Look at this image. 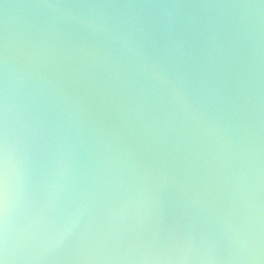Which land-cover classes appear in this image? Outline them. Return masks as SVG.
<instances>
[{"label":"water","instance_id":"water-1","mask_svg":"<svg viewBox=\"0 0 264 264\" xmlns=\"http://www.w3.org/2000/svg\"><path fill=\"white\" fill-rule=\"evenodd\" d=\"M6 264H264V0H0Z\"/></svg>","mask_w":264,"mask_h":264},{"label":"snow or ice","instance_id":"snow-or-ice-1","mask_svg":"<svg viewBox=\"0 0 264 264\" xmlns=\"http://www.w3.org/2000/svg\"><path fill=\"white\" fill-rule=\"evenodd\" d=\"M0 264H4V259L0 258Z\"/></svg>","mask_w":264,"mask_h":264},{"label":"clouds","instance_id":"clouds-1","mask_svg":"<svg viewBox=\"0 0 264 264\" xmlns=\"http://www.w3.org/2000/svg\"><path fill=\"white\" fill-rule=\"evenodd\" d=\"M4 264H6V261L4 260Z\"/></svg>","mask_w":264,"mask_h":264}]
</instances>
